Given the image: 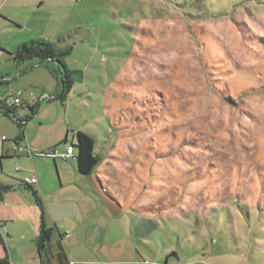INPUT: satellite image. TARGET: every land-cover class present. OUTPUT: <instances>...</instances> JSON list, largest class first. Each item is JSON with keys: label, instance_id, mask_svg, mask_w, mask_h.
Segmentation results:
<instances>
[{"label": "rangeland", "instance_id": "374dc122", "mask_svg": "<svg viewBox=\"0 0 264 264\" xmlns=\"http://www.w3.org/2000/svg\"><path fill=\"white\" fill-rule=\"evenodd\" d=\"M32 39L69 49L82 79L63 103L43 67L0 93L36 97L23 142L33 152H63L67 132L94 138V180L115 206L86 204L106 212L110 264H163L173 252L169 264H264V0H0V46ZM13 67L0 59V76ZM43 91L51 98L39 101ZM18 133L0 112V155L2 136L10 147ZM30 156L59 194L88 186L72 158L56 170ZM16 164L4 163L7 177Z\"/></svg>", "mask_w": 264, "mask_h": 264}, {"label": "crops", "instance_id": "0c3cea01", "mask_svg": "<svg viewBox=\"0 0 264 264\" xmlns=\"http://www.w3.org/2000/svg\"><path fill=\"white\" fill-rule=\"evenodd\" d=\"M1 52L2 57L0 59L7 63L11 62L14 66L11 74L13 77L10 74L0 76V84L2 85L6 84L12 88L14 81L19 82L22 78L31 75L37 68L43 67L51 73L50 68L53 65L50 64L48 67L40 66L22 73L21 71L28 65L17 66L13 61L7 60L4 52ZM51 75L53 74L51 73ZM53 77L56 79L57 89H59L60 83L56 76L53 75ZM15 91L18 90L7 89L0 93V98ZM45 94L48 93L43 91L42 96ZM22 97L25 104L36 102V97L30 100L25 95L24 90ZM38 100L44 101L41 97H38ZM22 109H26L25 114L29 112L25 106ZM20 137L21 135L18 133L11 146L5 147L8 138L5 135L2 136L3 149L0 157L3 155V158H0V186L10 188L0 193V264H3L2 260H5L7 264H110L102 251L103 240H105L103 234H105L106 212L97 206L91 209L89 204H86L88 199L94 198L95 200L98 197L99 203L105 201L115 206L94 180L98 167L90 175H83L78 172L75 158L77 151L75 149L72 159L75 160L74 168L78 177L76 180L83 181V183L87 182L88 186L81 187L76 196H64L58 193L54 176L50 173H43V170L38 167L34 158H31L28 153L16 152L15 147L26 142V137L23 139ZM18 138L20 141L16 140ZM63 140L61 143L64 151H60L61 153L65 152V144L69 143H65ZM58 146H55L57 150H59ZM41 157L51 158L56 170L58 169L57 160L62 158L56 157L54 162L51 156ZM7 161L22 164V167L16 164L15 170L21 172L16 174L17 177L10 176L9 178L4 173L3 165ZM32 176H36L38 179L35 186L23 183ZM57 178L60 180L59 175ZM141 223V232L146 236L152 234L156 228L153 221H148V218ZM44 227L52 231L50 245L45 252H41L39 237ZM56 244L57 253L54 251ZM59 244L63 246L66 252V259L60 260L58 257ZM114 248L117 249L118 253H121L119 251L122 248L118 243H115ZM47 253L48 255H46ZM167 256L164 263L169 264L171 261L167 259ZM124 262L128 263L129 261L124 260ZM134 262L132 264H135Z\"/></svg>", "mask_w": 264, "mask_h": 264}, {"label": "trees", "instance_id": "16d2710c", "mask_svg": "<svg viewBox=\"0 0 264 264\" xmlns=\"http://www.w3.org/2000/svg\"><path fill=\"white\" fill-rule=\"evenodd\" d=\"M0 51H3L6 55V59L13 61L17 66H22L27 64L28 66L24 68L21 72L25 73L27 70L34 69L36 67L45 66L48 67L50 63L55 64L54 67L50 68L51 73L56 76L60 83V87L55 96L56 100H60L62 103L67 100L69 94L74 87L77 81H80L83 77V72L80 70L70 68L65 59L69 55L70 50L59 47L55 42L45 40V39H32L20 44L15 51L4 50L0 46ZM36 59V61H35ZM24 106L19 105H7L4 102L0 101V111L7 117L14 118L16 120L17 126L21 130V137H25V127L30 122L37 113V104H25V107L28 109V113L23 117L18 115L20 108ZM20 138L16 139L20 141ZM65 143L71 142L74 144L77 151L75 158L77 160V170L83 175H90L94 173L99 164L102 161L100 155L96 152L95 140L87 133L78 131L71 140L68 137V132L66 137L63 140ZM52 148H55L52 147ZM42 153V152H41ZM37 154L40 156H46V154ZM3 158V155L0 157ZM55 158L54 162H55ZM26 185V181H23ZM10 187L0 186V193L2 191L8 190ZM51 229L45 228L42 231L41 236L39 237V245L41 252H45L46 248L50 245ZM48 255V253L46 254ZM58 257L60 260L66 259V252L61 244L58 245ZM173 257H177V253L173 252L167 256V259L170 260ZM167 260V261H168ZM3 264H7L5 260H2ZM165 264H168L165 262Z\"/></svg>", "mask_w": 264, "mask_h": 264}, {"label": "built area", "instance_id": "2783aa9c", "mask_svg": "<svg viewBox=\"0 0 264 264\" xmlns=\"http://www.w3.org/2000/svg\"><path fill=\"white\" fill-rule=\"evenodd\" d=\"M45 98L50 99L51 97L48 94H45L42 96L41 99H45ZM0 101L4 102L7 105L15 104V105H19V106H25V102H24V99L22 97V91L21 90L11 92V93L1 97ZM15 150H16V152H26L29 155H35V153H37V154L41 153V152H33L28 147H25V146L19 145V144L15 147ZM42 153L46 154L48 156H51V157H62V158H66V159L72 158L75 154V146L73 143L69 142V143L65 144V152L64 153H61L56 148H50L46 152H42ZM25 181L27 184L35 186L38 182V179L36 176H32ZM151 264H159V263L153 262ZM163 264H165V263H163Z\"/></svg>", "mask_w": 264, "mask_h": 264}]
</instances>
